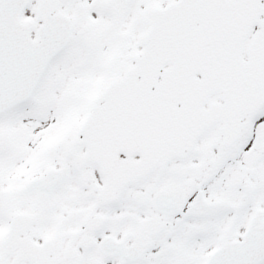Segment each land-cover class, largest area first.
Here are the masks:
<instances>
[{"label":"snow or ice","instance_id":"obj_1","mask_svg":"<svg viewBox=\"0 0 264 264\" xmlns=\"http://www.w3.org/2000/svg\"><path fill=\"white\" fill-rule=\"evenodd\" d=\"M0 264H264V0H0Z\"/></svg>","mask_w":264,"mask_h":264}]
</instances>
